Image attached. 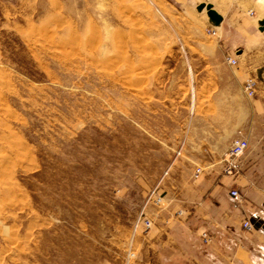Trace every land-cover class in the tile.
<instances>
[{
  "label": "rangeland",
  "instance_id": "374dc122",
  "mask_svg": "<svg viewBox=\"0 0 264 264\" xmlns=\"http://www.w3.org/2000/svg\"><path fill=\"white\" fill-rule=\"evenodd\" d=\"M164 4L0 0V264H141L143 236L183 219L176 121L208 26Z\"/></svg>",
  "mask_w": 264,
  "mask_h": 264
},
{
  "label": "crops",
  "instance_id": "0c3cea01",
  "mask_svg": "<svg viewBox=\"0 0 264 264\" xmlns=\"http://www.w3.org/2000/svg\"><path fill=\"white\" fill-rule=\"evenodd\" d=\"M158 1L172 11L197 10L202 0ZM210 3L222 21L217 36L205 33L209 37L189 45L198 55L185 61L184 116L176 121L181 136L176 159L188 165L190 178L182 187L174 183L184 216L159 219L166 225L157 223L143 236L147 257L141 264H264V29H259L264 0ZM200 18L203 29L212 25L206 13ZM249 77L256 81L252 97L244 90ZM170 111L175 112L172 106ZM238 134L248 147L239 174L227 176L223 157ZM232 189L240 192L241 202L232 198ZM246 219L253 225L249 231L242 228ZM204 231L211 236L209 244L202 242Z\"/></svg>",
  "mask_w": 264,
  "mask_h": 264
},
{
  "label": "built area",
  "instance_id": "2783aa9c",
  "mask_svg": "<svg viewBox=\"0 0 264 264\" xmlns=\"http://www.w3.org/2000/svg\"><path fill=\"white\" fill-rule=\"evenodd\" d=\"M211 0H202L201 3H210ZM249 14L252 15L253 12L249 11ZM206 33L211 36H217L218 31L216 26L211 25L206 28ZM228 62L232 65L237 64V60L233 57H228ZM256 88V81L254 78L249 77L244 83V90L247 96L252 97L255 94ZM248 147V140L247 138L242 135L238 134L231 142L228 150L226 151L223 162H222V172L227 176H237L240 172L241 166V159ZM168 169L164 172L162 178L167 174ZM200 172V168H196L195 176ZM160 179V181L162 180ZM230 195L232 198L237 201H242V195L236 189L230 190ZM164 198L161 193L157 190V186L151 189L147 194V198L145 200L144 207L141 209L138 219L136 221L135 227L137 228L139 225H142L146 230L151 228L154 223L152 216L148 215L145 208L147 206H156L161 207L164 204ZM181 213V212H180ZM253 227L250 220L246 219L242 222V228L245 230H251ZM201 239L204 244H209L211 242V236L207 231L202 232Z\"/></svg>",
  "mask_w": 264,
  "mask_h": 264
},
{
  "label": "water",
  "instance_id": "95a60500",
  "mask_svg": "<svg viewBox=\"0 0 264 264\" xmlns=\"http://www.w3.org/2000/svg\"><path fill=\"white\" fill-rule=\"evenodd\" d=\"M196 9L198 11H203L205 10L206 15L208 16L209 21L211 22L212 25L214 26H218L220 25L221 21H222V17L221 15L213 8L211 3H199L196 6ZM259 29L263 30L264 29V19L259 21Z\"/></svg>",
  "mask_w": 264,
  "mask_h": 264
}]
</instances>
